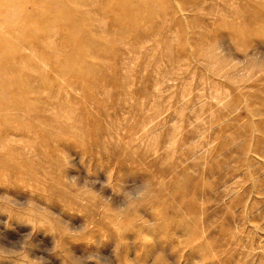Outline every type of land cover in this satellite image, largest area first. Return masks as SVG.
Masks as SVG:
<instances>
[{"label":"rangeland","instance_id":"1","mask_svg":"<svg viewBox=\"0 0 264 264\" xmlns=\"http://www.w3.org/2000/svg\"><path fill=\"white\" fill-rule=\"evenodd\" d=\"M24 41L0 264H264V0L5 1L0 63Z\"/></svg>","mask_w":264,"mask_h":264},{"label":"bare ground","instance_id":"2","mask_svg":"<svg viewBox=\"0 0 264 264\" xmlns=\"http://www.w3.org/2000/svg\"><path fill=\"white\" fill-rule=\"evenodd\" d=\"M5 1L6 2L10 1L11 2V1H15V0H0V5L2 3H5ZM26 4H29V3H26ZM61 4H62L63 8L65 9L64 1H62ZM125 17L126 16L124 14H122V13H118V15H117V18L119 20H120V18H125ZM60 20L63 21V19H57V18L54 21L58 22ZM44 30H45L46 33H49V32L52 31V28L48 27L47 29L44 28ZM16 48H17L16 52L19 53V57H15L14 58L12 56V58H13V60L15 62H11L12 61L11 60L12 58H11V59H8L7 64L0 63V106L1 105L2 106L10 105V107L13 108L12 110H16L18 108L17 110L19 111V110L25 108V106L27 105V103L29 101H27V99L25 97H16V96L14 97L12 94H11L12 96H10L9 93L12 92L13 90H16V89H20L21 90L22 85L19 84L18 82H16L15 81L16 79L15 80L10 79L8 74L11 73V72L12 73L13 72L21 73L23 71V67H22L23 64H26L27 62L28 63L31 62L30 58H29L30 57L29 54L33 53L35 50H34L33 46L30 45V44H27L26 41H24V43L21 42L20 45L16 46ZM45 59H47V58H45ZM68 63L71 66L70 68H73V69L76 70L74 72L79 71V69H83V71H84V69H85V71L89 69V67H87V66L81 67V66L77 65L72 59H70L68 61Z\"/></svg>","mask_w":264,"mask_h":264},{"label":"clouds","instance_id":"3","mask_svg":"<svg viewBox=\"0 0 264 264\" xmlns=\"http://www.w3.org/2000/svg\"><path fill=\"white\" fill-rule=\"evenodd\" d=\"M141 187V191L137 192L135 194V196L130 197L128 200H121L118 202L117 204V213L118 214H124L127 211L131 210L132 208V201H139L146 192V189H144V186L141 185L139 186ZM31 203V201H26L24 202L25 205ZM0 214H7L6 211H4V209H0ZM148 225V224H147ZM86 230V226L83 225L78 229H72V233L73 235L79 234V233H83ZM29 234H26V237ZM24 238H21V241H10L8 242L7 245H5L4 243H0V247H6V246H10V245H17V250H23V246H22V240ZM69 254H70V264H114V259L112 257H101L99 254H89L87 256H76L74 253H72L69 250ZM115 258H116V252L114 253ZM162 255H158L157 258H159ZM117 260V258H116Z\"/></svg>","mask_w":264,"mask_h":264}]
</instances>
